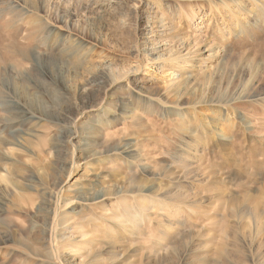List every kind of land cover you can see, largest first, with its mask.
<instances>
[{
	"label": "rangeland",
	"instance_id": "obj_1",
	"mask_svg": "<svg viewBox=\"0 0 264 264\" xmlns=\"http://www.w3.org/2000/svg\"><path fill=\"white\" fill-rule=\"evenodd\" d=\"M263 4L0 0V264H264Z\"/></svg>",
	"mask_w": 264,
	"mask_h": 264
},
{
	"label": "bare ground",
	"instance_id": "obj_2",
	"mask_svg": "<svg viewBox=\"0 0 264 264\" xmlns=\"http://www.w3.org/2000/svg\"><path fill=\"white\" fill-rule=\"evenodd\" d=\"M263 5H264V4H263ZM126 148L129 149V150H128V153H129L130 155H133L132 152L134 151V149H132L131 146H127Z\"/></svg>",
	"mask_w": 264,
	"mask_h": 264
}]
</instances>
